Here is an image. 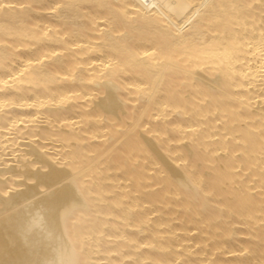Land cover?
Instances as JSON below:
<instances>
[{"label": "bare ground", "instance_id": "1", "mask_svg": "<svg viewBox=\"0 0 264 264\" xmlns=\"http://www.w3.org/2000/svg\"><path fill=\"white\" fill-rule=\"evenodd\" d=\"M0 264H264V0H0Z\"/></svg>", "mask_w": 264, "mask_h": 264}]
</instances>
